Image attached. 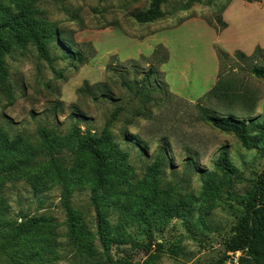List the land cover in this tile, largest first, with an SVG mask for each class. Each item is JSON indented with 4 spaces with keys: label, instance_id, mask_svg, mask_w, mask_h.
Returning a JSON list of instances; mask_svg holds the SVG:
<instances>
[{
    "label": "rangeland",
    "instance_id": "1",
    "mask_svg": "<svg viewBox=\"0 0 264 264\" xmlns=\"http://www.w3.org/2000/svg\"><path fill=\"white\" fill-rule=\"evenodd\" d=\"M185 1L169 0L163 8L164 19L149 25L137 24L133 16L148 10L152 0L41 1L45 18L64 35L67 47L87 62L79 66L66 60L65 51L55 44L50 46L57 59L53 67L31 45L6 59L11 92L0 90V132L11 140L23 137L39 162L36 170L7 181L0 194L19 224L22 214L52 218L58 242L67 248L68 219L61 203L67 186L72 191L71 207L91 232L92 248L99 255L109 254L115 264H240L242 253L230 252L229 244L264 172V135L255 148L246 149L233 135L203 122L195 106L217 83L221 51L228 55L224 60L227 73L234 70L235 82L258 96L252 115L239 110L237 116L264 122V84L248 73L252 66L264 67V52L249 62L232 58L236 52L252 57L257 49L264 50V0H218L182 11ZM159 45L170 59L164 66H152L151 57ZM109 65L119 72L108 78ZM150 68L154 75L146 99L135 98L121 86L120 78L142 80ZM106 80L117 102H92L78 95L85 82L95 86ZM202 103L214 115L229 113L215 101ZM116 107L125 110L111 133L120 149L130 155L134 183L142 181L147 168L161 159L160 198L180 213L167 221L144 224L137 218L139 208L130 206V194L106 201L100 207L101 217L114 228L122 226L118 229L120 244L105 250L98 235L90 176L87 171L74 172L85 158L72 149L77 136L101 133ZM42 130L50 142L63 143L56 155L61 176L48 172L51 156L41 149ZM224 146L230 150L235 169L229 177L214 168ZM212 175L216 179L213 190L206 187ZM66 251L70 252L68 259L57 264H77L78 249ZM0 264H12L1 250Z\"/></svg>",
    "mask_w": 264,
    "mask_h": 264
},
{
    "label": "trees",
    "instance_id": "2",
    "mask_svg": "<svg viewBox=\"0 0 264 264\" xmlns=\"http://www.w3.org/2000/svg\"><path fill=\"white\" fill-rule=\"evenodd\" d=\"M41 1L0 0V90L8 94L11 89L6 59L16 50H26L31 45L36 49L39 58L53 67L57 59L51 55L50 46L55 44L65 51L64 58L66 60L76 62L79 66H84L87 62L81 54H76L67 47L68 42L64 35L45 18V14L40 8ZM216 1L218 0H186L185 4L181 5V10L189 11L196 3L212 5ZM242 1L261 2V0ZM168 3L169 0H152L148 10L134 14L133 19L139 25L156 23L164 19L163 8ZM221 25L223 29L226 28L225 23L221 22ZM263 52L264 50L257 49L252 57L236 52L232 58L239 62H249ZM226 58L228 55L218 51L220 73L217 83L201 101H215L225 113H229L223 117L214 115L202 105V102L198 103L195 108L200 119L214 130L223 134H231L244 148L253 149L261 143L259 136L264 135V122L245 116L238 117L237 111L244 112V115H252L257 110L258 96L235 82L233 78L237 73L235 74L234 70L227 73L224 67ZM169 59L168 51L159 45L152 54V66H164L169 62ZM130 63L136 64L135 62ZM118 72L117 67L112 65L106 69L108 78ZM248 73L254 80L264 84V67L252 66ZM134 75L138 76L139 74L134 72ZM153 75L154 69L150 68L142 80L127 81L122 78L119 80L121 86L133 93L135 98L144 100L150 91L148 84ZM124 76L129 77L130 73L124 72ZM78 95L81 98L90 99L92 102H99L100 99L117 102L108 80L95 86L85 82L78 90ZM262 109H264V99ZM124 110L123 107H116L101 133L87 132L83 136H77L73 145L74 149H72L85 158L82 164H77L74 167V172L87 171L90 176L89 182L93 187L91 200L98 210H96L98 213V235L105 250L114 244H120L121 231L118 229L122 226L121 224L114 228L101 217L104 213L100 207L106 201L119 200L124 194H130L132 196L130 206L139 208L137 218L144 224L158 220L167 221L180 213L178 210L173 211L160 198L162 193L159 186L161 176L159 162L161 159H157L147 168L142 181L134 183L133 171L129 164L130 155L120 149V145L111 133V128L118 122ZM40 134L42 135L41 149L44 148L51 156L52 171L49 169L48 172L61 176L56 155L63 149V143L57 140L50 142L46 131L42 130ZM136 146L144 154L139 144ZM36 157L28 149L23 137L17 136L11 140L0 132V194L7 181L15 180L18 174L25 171L31 172L39 167ZM188 165H194V161L190 159ZM214 168L227 177L235 173L228 147L224 146L219 150V157L214 162ZM216 174L214 172V175ZM214 175L210 176V181L206 182V187L211 190L216 188V183L213 181L216 180ZM137 194H144V198H140L141 195ZM71 197V188L65 186L61 203L68 219L66 234L68 246L66 247L78 249L79 262L77 264H115L109 254L99 255L92 248L90 244L91 232L82 215L71 207ZM19 218L22 220L20 224L11 217L7 202L0 199V250L5 253L12 264H57L59 261L68 259L70 252H67V248L59 244L57 227L52 218L23 214ZM131 218H134V215H131ZM229 251L242 253L240 264H264V172L256 181L254 191L245 204L244 215L235 228V235L229 244ZM223 262L219 261L214 264H223Z\"/></svg>",
    "mask_w": 264,
    "mask_h": 264
}]
</instances>
